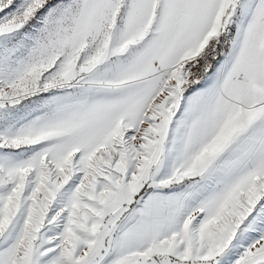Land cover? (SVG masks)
<instances>
[{
	"label": "snow or ice",
	"instance_id": "1",
	"mask_svg": "<svg viewBox=\"0 0 264 264\" xmlns=\"http://www.w3.org/2000/svg\"><path fill=\"white\" fill-rule=\"evenodd\" d=\"M0 264H264V0H0Z\"/></svg>",
	"mask_w": 264,
	"mask_h": 264
}]
</instances>
